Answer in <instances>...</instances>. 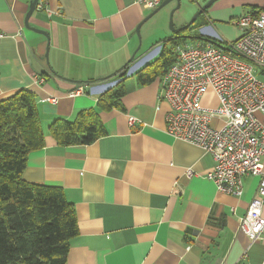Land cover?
<instances>
[{
    "label": "crops",
    "instance_id": "obj_1",
    "mask_svg": "<svg viewBox=\"0 0 264 264\" xmlns=\"http://www.w3.org/2000/svg\"><path fill=\"white\" fill-rule=\"evenodd\" d=\"M33 1L0 0V101L21 90L37 96L45 146L29 155L23 180L59 187L74 205L79 235L65 264H264V242L240 230L259 179L244 177L241 197L220 192L205 178L213 156L167 132L170 105L161 99L163 57L177 55L180 37L181 46L235 42L234 21L263 13L264 0H218L182 32L212 0H181L176 32L168 27L172 1L139 36L153 12L139 0H49L55 14L35 10L27 22L48 37L26 25ZM129 63L124 78L111 79ZM145 71L158 75L141 79ZM117 90L121 97L99 104ZM81 111L97 112L106 135L87 146L59 144L50 127ZM130 117L140 122L131 126Z\"/></svg>",
    "mask_w": 264,
    "mask_h": 264
},
{
    "label": "built area",
    "instance_id": "obj_2",
    "mask_svg": "<svg viewBox=\"0 0 264 264\" xmlns=\"http://www.w3.org/2000/svg\"><path fill=\"white\" fill-rule=\"evenodd\" d=\"M164 1L138 2L154 11ZM35 10L55 14L49 0H38ZM234 24L241 32L235 42L208 38L177 47V61L162 81L161 99L170 105L167 132L213 156L215 166L205 178L220 192L241 197L243 178L259 179L257 196L241 219L240 230L252 242H264V81L259 79L264 78V12L242 16ZM210 89L219 103L216 108L200 104ZM47 100L58 103L55 98ZM214 119L222 125L214 126ZM139 122L129 119L131 126Z\"/></svg>",
    "mask_w": 264,
    "mask_h": 264
},
{
    "label": "trees",
    "instance_id": "obj_3",
    "mask_svg": "<svg viewBox=\"0 0 264 264\" xmlns=\"http://www.w3.org/2000/svg\"><path fill=\"white\" fill-rule=\"evenodd\" d=\"M183 39L180 37L174 46H181L179 41ZM163 58L162 67L168 70L177 61L174 53ZM130 64L111 79L124 78ZM157 75V71H145L140 77ZM94 82L98 81L91 83ZM121 96V91L117 90L112 96H103L99 104L105 105L110 99ZM50 133L61 145L87 146L107 131L97 112L81 111L74 121H56L50 127ZM44 146L45 132L37 96L21 90L1 100L0 264H65L71 242L79 235L75 207L68 202L61 188L23 180L29 155Z\"/></svg>",
    "mask_w": 264,
    "mask_h": 264
},
{
    "label": "water",
    "instance_id": "obj_4",
    "mask_svg": "<svg viewBox=\"0 0 264 264\" xmlns=\"http://www.w3.org/2000/svg\"><path fill=\"white\" fill-rule=\"evenodd\" d=\"M172 1H176L178 3L177 5V8L175 10H173L170 14V27H171V30L172 31H177L173 28V17H174V14L176 11H181L183 8H182V3H181V0H165L156 10H154L144 21L143 23H141L138 28H137V35L139 36L140 35V29H141V26L147 22L149 19H151L155 14H157L159 11H161L168 3L172 2ZM216 1L218 0H212L210 1L207 5H205L204 7H202L197 13L196 15L193 17V19L182 29H180L179 31L182 32L184 30H187L189 29L191 26H193L197 19L199 18V16H201L213 3H215ZM38 3V0H34L31 5H30V11L27 15V18H26V25L29 29H32L38 33H41V34H44L45 36L48 37L47 33H45L44 31H40V30H37V29H34V28H31L29 25H28V20L29 18L33 15L34 11H35V7ZM203 29H201L202 31ZM178 31V32H179ZM140 47L138 48V50L136 51V53H134V55L132 56L131 58V61L132 62L134 59H135V56L137 54V52L139 51ZM91 88L90 87H86V91H89Z\"/></svg>",
    "mask_w": 264,
    "mask_h": 264
},
{
    "label": "rangeland",
    "instance_id": "obj_5",
    "mask_svg": "<svg viewBox=\"0 0 264 264\" xmlns=\"http://www.w3.org/2000/svg\"><path fill=\"white\" fill-rule=\"evenodd\" d=\"M183 3L184 2H182V8L185 7V5ZM193 17L190 19V21L193 19ZM173 25L176 27L175 17H173ZM168 27L170 29V20L168 22ZM207 29H208L209 32H211V30L209 29V27H207ZM190 31H191V29H190ZM259 79L261 81H264V78L263 77H259ZM200 104H201V106L210 107V108H216V107L219 106V103L217 102V97L214 95V93L212 92L211 89L201 98Z\"/></svg>",
    "mask_w": 264,
    "mask_h": 264
}]
</instances>
